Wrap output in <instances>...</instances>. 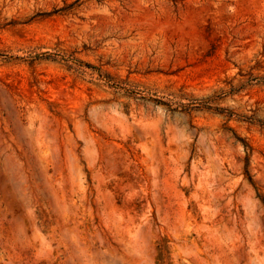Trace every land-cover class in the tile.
<instances>
[{"label": "rangeland", "instance_id": "374dc122", "mask_svg": "<svg viewBox=\"0 0 264 264\" xmlns=\"http://www.w3.org/2000/svg\"><path fill=\"white\" fill-rule=\"evenodd\" d=\"M0 264H264V0H0Z\"/></svg>", "mask_w": 264, "mask_h": 264}]
</instances>
